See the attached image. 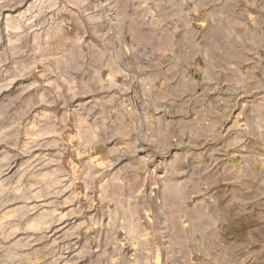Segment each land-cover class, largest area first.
Masks as SVG:
<instances>
[{
	"label": "rangeland",
	"instance_id": "374dc122",
	"mask_svg": "<svg viewBox=\"0 0 264 264\" xmlns=\"http://www.w3.org/2000/svg\"><path fill=\"white\" fill-rule=\"evenodd\" d=\"M0 264H264V0H0Z\"/></svg>",
	"mask_w": 264,
	"mask_h": 264
},
{
	"label": "clouds",
	"instance_id": "9594fccd",
	"mask_svg": "<svg viewBox=\"0 0 264 264\" xmlns=\"http://www.w3.org/2000/svg\"><path fill=\"white\" fill-rule=\"evenodd\" d=\"M182 163L179 157H175L172 161V164L175 166H179Z\"/></svg>",
	"mask_w": 264,
	"mask_h": 264
}]
</instances>
